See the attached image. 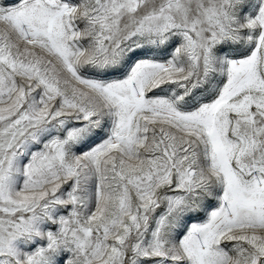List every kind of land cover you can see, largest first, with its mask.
<instances>
[{
  "label": "snow or ice",
  "instance_id": "obj_1",
  "mask_svg": "<svg viewBox=\"0 0 264 264\" xmlns=\"http://www.w3.org/2000/svg\"><path fill=\"white\" fill-rule=\"evenodd\" d=\"M0 264H264V0H0Z\"/></svg>",
  "mask_w": 264,
  "mask_h": 264
}]
</instances>
